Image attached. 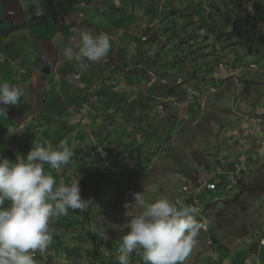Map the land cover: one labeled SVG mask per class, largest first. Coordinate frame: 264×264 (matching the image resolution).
I'll return each mask as SVG.
<instances>
[{"label":"rangeland","instance_id":"374dc122","mask_svg":"<svg viewBox=\"0 0 264 264\" xmlns=\"http://www.w3.org/2000/svg\"><path fill=\"white\" fill-rule=\"evenodd\" d=\"M53 1L39 0L34 10L47 11ZM192 1L195 5L189 11L198 9L197 1L205 9L204 16H191L204 20L200 25L189 22V28L182 29L190 14L185 0H179L175 8L182 13L176 18L177 27L166 14L164 19L174 29L155 33L147 42L152 51L167 49V54L156 55L157 62L147 52L152 74L159 78L155 83L136 88L128 77L139 81L141 75L117 73L120 82L128 81L117 85L121 92L100 88L104 97L94 96L97 101L89 112L84 108L82 116L75 99L84 97L85 88L75 91L69 100L73 120L66 119L63 111L53 124L65 123L62 128L69 132L52 135L50 146L55 148L64 137L74 155L59 172L51 170L62 178L60 183L79 179L81 198L87 202L85 211L69 210L54 221L53 241L45 253H36V264H119L120 237L140 212L139 207H125L134 203L135 193H144L149 201L162 196L180 199L198 209L196 218L204 227L185 264H264V0ZM156 10L149 13L153 19L159 17ZM139 21L142 25L145 20ZM205 23L211 25V33L201 42L196 37L202 38ZM231 32L235 35L224 41L222 33ZM251 40L261 52L249 54ZM172 75L179 78L170 80ZM112 92L122 99L118 105L122 111L114 109L115 118L109 109L115 105ZM131 119L140 122L139 128ZM115 128L132 136L118 139L109 134L104 141L98 137ZM148 130L154 135H147ZM165 136L169 138L162 146L160 138ZM29 149L24 148L23 155ZM211 183L218 185L216 192L206 190ZM131 264H144L143 257L134 253Z\"/></svg>","mask_w":264,"mask_h":264},{"label":"crops","instance_id":"0c3cea01","mask_svg":"<svg viewBox=\"0 0 264 264\" xmlns=\"http://www.w3.org/2000/svg\"><path fill=\"white\" fill-rule=\"evenodd\" d=\"M70 1L65 4L66 0H54V4H48L53 5L52 7L40 12L42 8L34 10L39 0H0V81L19 86L25 92L19 105H0L7 108L6 116H0V156L12 162H15L18 156L26 158L27 155L22 152L24 148H32L35 144L50 146L54 143L52 135L68 134L69 128H62L65 123L57 126L53 124L58 123L56 119L63 111L67 112L66 119L73 120L75 110L69 106V100L75 91L80 93L85 88L84 97L75 99L79 101L76 109L83 116L86 113L85 106L89 104L90 107L97 101L94 96L100 88L121 92L122 88L117 85L128 81H123L122 78L120 82L117 73L141 75L139 81L132 78L133 76L128 77L131 86L135 85L136 88L145 85L148 88L149 84L155 83L154 79L159 78L152 74L147 52L154 58L156 55L167 54V49L161 51L157 47L152 51V44L149 48L150 43L147 42L153 38V34L170 32L178 25V22L175 24L173 21L174 28H170L168 22L171 20L164 19L169 10L163 16L162 11L170 8V1L178 4L179 0H151L149 3L148 0ZM61 4L63 7L56 10ZM185 4L188 6L185 11L190 15L189 21L183 23L184 29L189 22L191 26L197 23L200 25V20L195 22L197 20L194 21L190 17L193 13L202 12V5L197 1L198 9L192 12L189 10L195 3L185 0ZM152 9H157L154 13H158V18H151L149 13ZM178 12L181 17L182 12ZM169 16L172 14L167 15V18ZM141 18L145 20L142 25L139 21ZM176 18L177 16L171 19ZM155 20H159L158 23H155ZM17 27L24 28L16 30ZM9 30L13 32L7 34ZM84 30H91L93 33L104 32L112 38V47L107 58L103 57L97 64L91 61H85L83 64L74 60L68 61L62 54L63 47L70 45L78 48L79 32ZM146 31H149L148 34ZM17 36L23 39H18ZM157 56L155 62L159 60ZM140 57L142 61H139ZM160 67L162 68V61ZM179 69L184 70V67ZM171 71H174L173 67ZM172 77L179 78L172 75L170 80ZM77 82H82L84 86L76 84ZM160 82L166 84L167 78L161 79ZM66 93L68 95L65 97ZM82 104L83 108H80ZM63 139L64 137L59 141ZM27 140H32L33 144L28 145ZM44 169L46 174H51L49 165L45 164Z\"/></svg>","mask_w":264,"mask_h":264},{"label":"clouds","instance_id":"9594fccd","mask_svg":"<svg viewBox=\"0 0 264 264\" xmlns=\"http://www.w3.org/2000/svg\"><path fill=\"white\" fill-rule=\"evenodd\" d=\"M111 40L107 33L84 30L79 32L78 48L69 45L61 51L68 61L95 62L108 54ZM24 96V89L0 81V105L17 106ZM85 109L90 111L91 106ZM6 114L7 108L0 107V116ZM73 155L67 141H61L55 148L35 144L26 158L18 156L15 162L0 156V264H36L35 254L45 253L53 241L54 221L69 210L85 211L79 179L57 186L44 169L47 164L59 172ZM133 200L125 207H139L140 212L120 237L119 264H131L134 253L144 264H185L204 227L196 218L198 209L167 196L149 201L144 193H135Z\"/></svg>","mask_w":264,"mask_h":264},{"label":"trees","instance_id":"16d2710c","mask_svg":"<svg viewBox=\"0 0 264 264\" xmlns=\"http://www.w3.org/2000/svg\"><path fill=\"white\" fill-rule=\"evenodd\" d=\"M170 3V8H169V12L168 13H166L167 15H169L170 13L172 14V16H169L168 18H169V20H172L171 18H173V17H175V16H177V19L178 18H180L179 17V12L177 11V9L175 8V3L173 2V1H170L169 2ZM173 3H174V5H173ZM204 11H205V9H202V12H200V13H198V14H201V13H204ZM204 16V15H203ZM224 16H226V14H223V17ZM44 17V16H43ZM191 18V17H190ZM177 19H174V22H175V24H176V22H178L177 21ZM192 19V18H191ZM208 19V18H207ZM194 20V19H193ZM192 21V20H191ZM195 21V20H194ZM199 20H197V21H195V22H198ZM204 20H200L199 22H203ZM226 23L227 22H229L227 19H226V21H225ZM208 23H210V22H208ZM228 24H230V23H228ZM205 26L207 27V28H205ZM182 27V29H184V25H182L181 26ZM186 28H185V30L186 29H188L189 28V26L188 25H186L185 26ZM208 27H210L209 29H208ZM19 28H24V27H17V29L16 30H18ZM215 29V28H214ZM253 31V30H252ZM251 31V29H250V34H249V36H248V38H250L251 36H252V32ZM11 32H13V31H11V30H9V31H7V34H9V33H11ZM209 33H211V25H207L206 23L204 24V25H202V27H201V31H200V35H202V38H199V35H197V39L200 41L201 39H202V41L201 42H203V39H207V38H209L208 37V35L207 34H209ZM235 35V33H233V32H231L230 34H227V33H222V36L224 37L223 38V40L224 41H230V39L233 37ZM204 36V37H203ZM250 41V40H249ZM251 44H250V47H249V54H253V52H255V53H258V52H261L260 51V49L257 47V45H255V42H253L252 40H251V42H250ZM216 45H217V43H216ZM220 45H222V43H220L219 44V46ZM227 45V44H226ZM226 45H224V46H222L223 48L226 46ZM221 48V47H220ZM159 56V55H158ZM186 57H188V55H187V53H186V56H185V58ZM190 58V57H189ZM188 59V58H187ZM182 62H185V60L182 58ZM187 62V61H186ZM27 86H29V83H27L26 84ZM25 85V86H26ZM100 92H103V90H99ZM99 91H97V93L95 94V96H97V95H101V98L102 97H104V93L105 92H103V93H100ZM172 92V91H171ZM100 93V94H99ZM112 94H114L113 96H114V100H115V105L114 106H112V107H110L109 109L111 110V112H112V114L110 115L111 117H114L115 116V114H114V109H118V111H122L121 110V107H118V105L119 104H121V98L120 97H118V93H115V92H112ZM98 98V97H97ZM136 102V101H135ZM140 104V103H139ZM141 107V106H140ZM80 108H83V104L82 105H80ZM101 110H104V109H101ZM115 110V111H116ZM103 112V111H102ZM93 117H95V118H98L99 120H100V117L99 116H93ZM115 118V117H114ZM143 118V117H142ZM132 121H135L136 123L135 124H137V123H140L139 121H137V120H135V119H131ZM127 126H128V124H126ZM148 126H149V129L150 128H152V124H150V123H148ZM137 128H139V126H138V124H137ZM114 132V133H113ZM113 132H109L107 135H104V133L102 132V133H99V138L100 139H102V141H104V139H103V137H109V134L110 135H112V134H115V137L116 138H118V139H123L124 137H127V136H132L131 135V132H128L127 130H125V131H123V129H119V128H115L114 130H113ZM146 134L147 135H151V136H153L154 135V131L152 130V131H146ZM148 137V136H147ZM147 137H145V138H147ZM168 136H165V137H162V138H160V143H161V145L163 146H165V141L166 140H168ZM142 145L140 144L139 145V147H141ZM51 170V169H50ZM53 170V169H52ZM52 170H51V173L52 174H55V179H56V182H57V185L60 183V181H61V177H59V176H57L58 175V173H56V172H52ZM65 178V177H64ZM63 178V179H64ZM241 181H243V179L241 180ZM223 185V183L222 182H220V187ZM219 187V188H220ZM240 187V186H239ZM207 190V189H206ZM217 190H218V185H217ZM216 190V191H217ZM216 191H213V192H216ZM243 193L241 192V195H242ZM243 196V195H242ZM6 206V205H5ZM87 210H89V209H87ZM90 211V210H89ZM59 222H61V221H59Z\"/></svg>","mask_w":264,"mask_h":264},{"label":"bare ground","instance_id":"6f19581e","mask_svg":"<svg viewBox=\"0 0 264 264\" xmlns=\"http://www.w3.org/2000/svg\"><path fill=\"white\" fill-rule=\"evenodd\" d=\"M210 185H215V184L211 183V184H209V186ZM215 187H216V189L215 190H212L211 188L208 189L207 186H206L207 190H209V191H216L217 190V185H215Z\"/></svg>","mask_w":264,"mask_h":264},{"label":"built area","instance_id":"2783aa9c","mask_svg":"<svg viewBox=\"0 0 264 264\" xmlns=\"http://www.w3.org/2000/svg\"><path fill=\"white\" fill-rule=\"evenodd\" d=\"M209 188H211L212 190H215V189H216L215 185H210ZM36 255H37V254H35V256H36Z\"/></svg>","mask_w":264,"mask_h":264}]
</instances>
